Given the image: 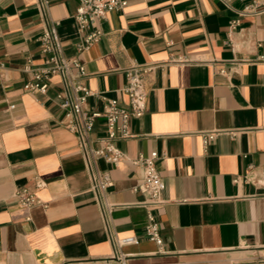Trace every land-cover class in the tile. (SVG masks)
I'll list each match as a JSON object with an SVG mask.
<instances>
[{
    "label": "crops",
    "instance_id": "crops-1",
    "mask_svg": "<svg viewBox=\"0 0 264 264\" xmlns=\"http://www.w3.org/2000/svg\"><path fill=\"white\" fill-rule=\"evenodd\" d=\"M41 1L0 0V264H117L119 253L131 264H264V0H127L106 13L101 37L78 53L82 82L124 102V69L154 67L133 135L116 139L123 158L97 160L113 184L96 193L62 123L56 94L71 98L70 86L54 75L44 94L22 87L25 59L43 61V28L58 21L66 55L77 40L78 0H47L44 12ZM253 4L258 12L239 13ZM102 105L96 95L85 104ZM214 128L238 131L204 146L199 131ZM104 133L100 118L90 136ZM151 150L164 182L153 210L163 251L145 236L144 195L133 190L142 167L130 158ZM19 187L46 206L20 205ZM129 236L136 241L115 242Z\"/></svg>",
    "mask_w": 264,
    "mask_h": 264
},
{
    "label": "built area",
    "instance_id": "built-area-1",
    "mask_svg": "<svg viewBox=\"0 0 264 264\" xmlns=\"http://www.w3.org/2000/svg\"><path fill=\"white\" fill-rule=\"evenodd\" d=\"M127 0H78V5L72 14L75 23L77 40L74 43V53L66 55L63 51L62 41L56 30L58 21H54L50 27L42 29L37 39L39 42V52L43 57L41 63H35L31 57H27L23 64V71L29 74L23 82L24 90L33 93L44 94L49 85L51 77L58 75L62 83H67L72 91L69 98L64 90L56 94L58 105L64 110L62 123L68 129L75 132L77 136V149L85 161V169L89 177V188L93 192L106 190L113 184V179L109 172L97 166V160L103 159L105 163L116 164L124 156L123 151L117 146V138H127L133 135L129 130V119L141 117L146 108L147 90L145 77L150 73L154 65L152 63L133 62L124 69L125 83L120 87V91L125 95V101L120 102L116 98L105 97L100 92L92 91L83 82L82 78L86 74L84 64L78 58V53L87 49L93 42L102 35L101 21L109 11L121 9ZM47 0L39 3V9L44 12ZM259 8L256 4L246 5L240 14L256 13ZM238 24L237 19H232L229 23V31ZM171 60H179L171 58ZM96 95L103 99L101 109H90L85 106L89 96ZM103 119L105 133L96 138L90 136L95 122ZM238 129H203L199 131L201 141L205 146L211 139L222 133L233 135ZM97 142V145H94ZM157 151L151 150L146 154L140 153L136 157L130 158L133 164L142 167V177L134 187V191H139L144 195L142 205L146 207V223L144 226L145 236L154 241L159 251L164 250V241L160 235L159 225L153 210L159 206L163 199L161 191L164 182L160 176L156 160ZM237 181V179H234ZM44 185L41 179L35 180V187ZM12 197L22 206L29 208L35 204L46 206L33 190L26 187L16 188ZM136 237L129 236L115 238L118 245L132 243ZM117 264H131L127 255L119 253L113 257Z\"/></svg>",
    "mask_w": 264,
    "mask_h": 264
}]
</instances>
